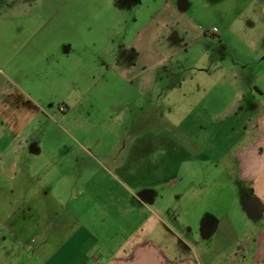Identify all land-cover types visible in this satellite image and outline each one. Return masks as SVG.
I'll return each instance as SVG.
<instances>
[{
	"label": "rangeland",
	"instance_id": "obj_1",
	"mask_svg": "<svg viewBox=\"0 0 264 264\" xmlns=\"http://www.w3.org/2000/svg\"><path fill=\"white\" fill-rule=\"evenodd\" d=\"M159 4V0H0V16L56 11L37 42L38 51L13 66L24 93L17 91L16 101L6 100L7 109L0 111V123L21 128L19 140L29 133L41 145L36 157L50 161L47 178L55 188L53 198H47L51 206H58L59 198L73 209L92 210L96 205L92 193L101 183L112 188L111 175L118 173L130 146L142 147L146 141L149 146L157 141L170 148L169 143L180 145V158L190 154L198 160L178 168L174 162V168H168V181L157 187L162 203H167L171 191L182 193L189 187V172L217 174L220 149L239 140L240 132L232 126L239 121L225 111L232 103L240 104L236 93L242 88L249 86L251 91L256 86L264 92V3L253 13L243 11L242 31L250 35L224 33L219 39L188 42L172 30L168 35L154 34L157 21L152 14ZM28 93L47 115L37 111ZM250 95H245L244 103H254ZM259 98L264 106V95ZM61 108L68 111L66 116ZM132 152V160L139 162L138 150ZM12 154L30 153L0 148V167L5 171L0 175V236H6L0 240V264H27V259L14 258L23 245L13 234L16 227L27 225L32 213L15 211L12 188L22 183L29 189L31 181L27 174L13 171ZM205 155L212 158L209 164L203 162ZM136 162L134 174L139 173ZM220 178L215 175L217 181ZM198 183L203 177L193 184ZM133 193L139 194L134 188ZM21 200L29 204L28 197ZM161 214L168 220V213ZM214 246L179 242L173 254L179 264H238L228 253L204 254L203 248Z\"/></svg>",
	"mask_w": 264,
	"mask_h": 264
},
{
	"label": "crops",
	"instance_id": "obj_2",
	"mask_svg": "<svg viewBox=\"0 0 264 264\" xmlns=\"http://www.w3.org/2000/svg\"><path fill=\"white\" fill-rule=\"evenodd\" d=\"M242 1L159 0L152 14L157 21L154 34L168 35L172 30L187 42L219 39L224 33L250 35L242 31L243 11L253 13L264 0ZM55 12L0 16V111L7 109L3 106L6 100L16 101L17 91L23 92V81L13 74V66L38 51L37 42ZM212 27L218 29L216 35L209 32ZM246 94H251L248 99L254 103H244ZM263 95L256 86L251 91L249 86L237 91L240 104L234 108L232 103L225 113L234 114L239 121L232 125L240 132L239 140L220 149L217 174L189 172V187L182 193L171 191L167 203H162L157 187L168 181V168H174V162L178 168L180 163L191 165L197 160L190 154L180 158V145L169 143L170 148L162 141L150 146L147 141L142 147L131 145L116 168L118 173L111 175L113 187L108 189L101 183L92 193L96 201L92 210H79L64 199L57 198L58 206L47 202L55 188L47 178L50 161L36 157L41 145L29 133L19 140L21 128L0 123L1 150L10 146L31 154L9 157L13 171L18 176L27 174L31 181L29 189L22 183L12 188L15 211L32 213L27 225L14 231L13 239L23 245L15 260L27 259V264H179L174 249L179 242H187L215 244L203 248L206 255L228 253L238 264L248 259L251 264H264V106L259 98ZM30 100L38 112L47 115L35 98ZM61 110L66 116L68 111ZM191 148L194 152L198 147ZM136 149L139 162L132 160V150ZM211 160L210 156L203 158L204 164ZM133 161L139 164L138 174L133 172ZM3 172L0 167V175ZM215 175L222 178L217 181ZM202 177V184H193ZM133 188L139 194L133 193ZM24 197H28V205L22 202ZM74 200L78 203V198L71 196ZM163 212L168 213L166 221ZM185 212L186 219L185 215L182 218ZM0 240H6V236H0Z\"/></svg>",
	"mask_w": 264,
	"mask_h": 264
},
{
	"label": "built area",
	"instance_id": "obj_3",
	"mask_svg": "<svg viewBox=\"0 0 264 264\" xmlns=\"http://www.w3.org/2000/svg\"><path fill=\"white\" fill-rule=\"evenodd\" d=\"M209 32L212 34V35H216L218 33V29L216 27H212Z\"/></svg>",
	"mask_w": 264,
	"mask_h": 264
}]
</instances>
